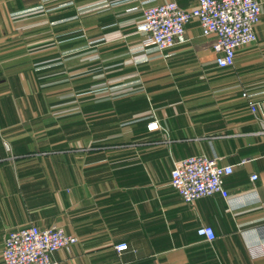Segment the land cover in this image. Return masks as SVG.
Segmentation results:
<instances>
[{
    "label": "crops",
    "instance_id": "crops-1",
    "mask_svg": "<svg viewBox=\"0 0 264 264\" xmlns=\"http://www.w3.org/2000/svg\"><path fill=\"white\" fill-rule=\"evenodd\" d=\"M112 1L0 0V264L30 225L78 238L61 264H264V12L222 70L196 21L162 55L137 32L144 8L197 0ZM196 155L234 166L229 199L171 186Z\"/></svg>",
    "mask_w": 264,
    "mask_h": 264
},
{
    "label": "built area",
    "instance_id": "built-area-1",
    "mask_svg": "<svg viewBox=\"0 0 264 264\" xmlns=\"http://www.w3.org/2000/svg\"><path fill=\"white\" fill-rule=\"evenodd\" d=\"M134 1L115 0L105 3V6L114 7ZM263 12L259 0H197V4L189 9L181 8L176 2H166L143 9L137 32L146 38L149 54L162 55L184 41L187 26L196 21L203 36L213 39L217 68L226 70L234 67L240 49L258 41L257 28ZM243 97L249 99V107L256 113L258 103L253 101V95L245 92ZM147 128L154 132L160 130L161 125L158 121H152ZM233 173L234 166L222 165L216 157L196 155L175 161L171 186L190 206H195L199 199L213 195L229 199L231 195L224 186V180ZM257 179V175L251 177L252 182ZM197 233L209 242L216 239L210 226L199 227ZM77 242L78 238L68 234L62 227H22L11 231L6 237L1 254L2 264H61L54 258L55 253L68 250ZM116 249L124 252L129 247L122 243Z\"/></svg>",
    "mask_w": 264,
    "mask_h": 264
},
{
    "label": "rangeland",
    "instance_id": "rangeland-1",
    "mask_svg": "<svg viewBox=\"0 0 264 264\" xmlns=\"http://www.w3.org/2000/svg\"><path fill=\"white\" fill-rule=\"evenodd\" d=\"M103 78V77H102Z\"/></svg>",
    "mask_w": 264,
    "mask_h": 264
}]
</instances>
